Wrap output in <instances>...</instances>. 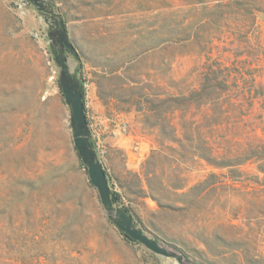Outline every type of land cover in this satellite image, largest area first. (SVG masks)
Wrapping results in <instances>:
<instances>
[{"label": "rangeland", "instance_id": "rangeland-1", "mask_svg": "<svg viewBox=\"0 0 264 264\" xmlns=\"http://www.w3.org/2000/svg\"><path fill=\"white\" fill-rule=\"evenodd\" d=\"M52 1L78 52L66 55L97 158L136 225L187 264H264V193L247 180L256 165L223 177L192 130L169 140L178 118L164 104L206 66L252 69L264 89V0L252 2L254 20L210 0ZM49 41L32 3L0 0V264H178L108 221L73 144Z\"/></svg>", "mask_w": 264, "mask_h": 264}, {"label": "trees", "instance_id": "trees-1", "mask_svg": "<svg viewBox=\"0 0 264 264\" xmlns=\"http://www.w3.org/2000/svg\"><path fill=\"white\" fill-rule=\"evenodd\" d=\"M210 1H214V4L206 7L223 14L229 13L222 9L231 10L237 4L253 20L255 12L260 11L252 4L254 0ZM205 2L207 4L209 0ZM253 71H232L225 66H206L200 72L197 86L188 91L180 89L176 92H164V104L167 106L165 113L178 118L176 124H171L173 132L169 140L178 143L189 140L187 131L192 130L200 150L199 157L218 169H227V173L221 175L232 180H237V176L244 173L249 174L241 166L255 164L260 175L255 179L247 177V180L259 184L260 191L264 193V126L258 125L262 121L261 114H254L256 103L264 96V89L256 82ZM58 85L60 87L59 82ZM80 87L84 103L81 82ZM81 164L86 170L84 163ZM116 195L119 200V194ZM125 208L129 213L128 208ZM108 221L112 223L109 219Z\"/></svg>", "mask_w": 264, "mask_h": 264}, {"label": "water", "instance_id": "water-1", "mask_svg": "<svg viewBox=\"0 0 264 264\" xmlns=\"http://www.w3.org/2000/svg\"><path fill=\"white\" fill-rule=\"evenodd\" d=\"M38 10L48 26L49 46L58 68V80L66 105L69 108V124L73 144L81 161L86 166L90 183L96 188L102 208L114 226L132 240L142 244L151 252L173 258L178 264H187L184 256L168 249L155 238L136 225L127 209L119 203L112 191L103 165L99 161L91 140V134L84 111L80 80L77 73L70 69L66 53L78 58V52L70 40L66 25L60 13L54 10L52 0H28Z\"/></svg>", "mask_w": 264, "mask_h": 264}]
</instances>
